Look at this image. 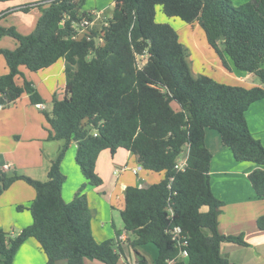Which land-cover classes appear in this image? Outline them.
Listing matches in <instances>:
<instances>
[{
    "label": "trees",
    "instance_id": "1",
    "mask_svg": "<svg viewBox=\"0 0 264 264\" xmlns=\"http://www.w3.org/2000/svg\"><path fill=\"white\" fill-rule=\"evenodd\" d=\"M44 2H48L46 7ZM85 2L43 0L21 6L23 11L36 5L42 8L29 34L0 24V37L10 36L19 43L15 49L0 48L8 66V72L0 76V108L10 106L23 93L32 103L43 102L21 66L37 72L60 58L69 64L65 68L69 96L53 95L46 110L48 139L64 140L47 179L0 169V196L19 179L36 191L29 206L32 223L16 236L0 227V264H14L29 238L39 242L48 264L62 259L67 264H85V255L107 264L119 263L121 252L114 240L98 243L93 236L85 186L71 201L63 198L66 177L61 162L72 141L77 142L75 160L90 185L103 184L95 167L105 149L112 154L120 148L129 150L144 169L163 173L156 183L141 181L125 189L121 216L125 229L134 235L131 244L138 254L134 264H229L221 252L222 242L248 243L242 236L219 230L224 202L211 188L212 152L206 144V129L219 132L236 160L258 165L249 179L264 198V144L253 135L246 118L251 104L264 98V0L239 5L232 0H113L112 14L101 30V44L96 43L94 30L89 38L72 37L73 22L89 12L81 10ZM158 5L168 17L198 23L225 68L230 69L228 57L237 70L255 73L262 85L246 87L205 74L195 76L179 32L156 20ZM205 16H210V24ZM139 56H147L142 65ZM18 75L23 77L21 85L16 82ZM172 101L181 109H174ZM185 147L189 148L187 166L177 170L176 160ZM257 222L264 229V215ZM176 226L187 236L188 257L183 260L175 259L179 247L167 232ZM148 243L158 248L153 263L138 250Z\"/></svg>",
    "mask_w": 264,
    "mask_h": 264
},
{
    "label": "crops",
    "instance_id": "2",
    "mask_svg": "<svg viewBox=\"0 0 264 264\" xmlns=\"http://www.w3.org/2000/svg\"><path fill=\"white\" fill-rule=\"evenodd\" d=\"M40 1L43 0L0 1V24L13 26L22 34L31 33L36 28L42 8L36 5L29 11H23L21 6ZM44 3L46 4L42 6L46 7L48 2ZM18 44L13 37H0V48L15 49ZM204 46L206 45H203V48L209 53ZM209 48L213 50L210 46ZM188 52L189 64L195 76L205 74L222 83L246 87L262 85L255 73L237 70L228 57L230 69L225 68L216 53L209 57V62L205 61L209 64L211 74L205 71L196 73L189 59L191 52ZM68 65L65 58H60L51 66L37 72L25 66L20 67L25 77L33 81L43 102L32 103L29 95L23 93L10 106L0 108V169L4 172H17L40 180L47 179L51 163L63 146L64 140L48 139L50 124L46 110H42L38 105L42 103L51 107L53 95L59 99L69 96L65 74ZM7 72V62L0 54V76ZM16 82L21 85L23 77L18 75ZM177 104L171 102L174 109H181ZM246 118L253 135L264 144V98L251 104ZM206 144L212 152L209 171L211 188L224 202L219 214V230L224 235L242 236L248 243L243 245L224 241L221 244V252L228 257L229 264H264V229H260L257 222L258 218L264 215V198L257 195L249 179L250 172L258 165L250 161L236 160L231 150L223 143L219 132L214 129H206ZM76 151L77 142L72 141L61 162V170L66 177L62 187L63 198L67 202L71 201L78 189L84 185V196L89 206L91 230L95 240L98 243L108 239L114 240L115 248L121 252L118 264H134L138 259V254L131 244L134 235L125 229L121 216V211L126 206L125 189L127 186L140 185L141 181L156 183L163 178V173L144 169L137 155L129 150L120 148L112 154L109 149H105L99 153L95 167L96 172L103 178V184L90 185L75 160ZM5 165L9 167L6 169ZM137 167L140 169L135 173L133 169ZM35 196L36 191L30 184L22 179L16 180L0 196V227L16 236L24 227L30 225L33 218L29 206ZM20 205L24 207L19 209ZM203 210H207V207ZM138 250L151 263L158 257V248L153 243L141 245ZM84 261L85 264H107L89 255L84 256ZM67 263L66 259L56 262ZM14 264H48V261L39 242L29 238L18 250Z\"/></svg>",
    "mask_w": 264,
    "mask_h": 264
},
{
    "label": "rangeland",
    "instance_id": "3",
    "mask_svg": "<svg viewBox=\"0 0 264 264\" xmlns=\"http://www.w3.org/2000/svg\"><path fill=\"white\" fill-rule=\"evenodd\" d=\"M112 1L113 0H86L85 4H83V7L81 8L82 11L93 10V9L97 11H102L100 17H96V15L92 16L94 23L91 27V32L92 30L96 31L97 44H101L102 42L100 39L101 30L103 29L106 20L112 14L114 8V3ZM232 1L235 5H239L248 0H232ZM156 20L158 22L168 23L172 25L179 32L182 42L184 43V45L186 44L185 46H187L188 51L191 52L189 59L192 61L193 64L192 66L194 67V71L196 73H203V71H205L208 74H211L212 71L209 68V64H207L205 61L209 62V57L211 55L213 57L215 55L214 54L215 52L209 48L205 32L198 23H195V25H191L189 23L182 21L178 17H168L163 13L162 8L159 5L156 8ZM205 20L207 21L208 24L211 23L210 16H205ZM193 40H194V44H193ZM195 45L197 47H195ZM203 45H206L204 47H206V49L210 51L209 52L210 54L207 53V51L203 48ZM220 45L223 47L221 42ZM89 58H92V55H89ZM146 58L147 56L144 57L139 56L138 57L139 63L142 65L146 60ZM174 102L178 103L176 101H173V103ZM48 108L50 107L48 106ZM186 149L187 147H185L184 151H186Z\"/></svg>",
    "mask_w": 264,
    "mask_h": 264
},
{
    "label": "built area",
    "instance_id": "4",
    "mask_svg": "<svg viewBox=\"0 0 264 264\" xmlns=\"http://www.w3.org/2000/svg\"><path fill=\"white\" fill-rule=\"evenodd\" d=\"M102 11H89L87 15H84L80 18L79 21H74L72 24V27L75 30V33L72 35L73 38L79 39L83 37L89 38L91 35V27L94 23V20L92 18L93 15H96V17L101 16ZM64 21H62V24ZM107 20L104 24V26L107 25ZM101 41L102 38L100 37ZM42 110H48V106L46 104H39L38 105ZM94 135L97 134V131H93ZM188 157H189V148L187 147L186 151H182V153L178 156L176 163H175V168L177 170H184L185 167L187 166L188 163ZM9 165H5V168L7 169ZM138 169L140 168H134L133 171L135 173L138 172ZM173 180V178H171ZM168 211L170 212V216L173 215V210L172 208H168ZM168 233L171 234L172 239L176 241L177 246L179 247V252L178 255L175 259L178 260H183L188 257V251L186 249L187 246V236L183 234L182 229L178 226L169 228L167 230ZM123 239V238H122Z\"/></svg>",
    "mask_w": 264,
    "mask_h": 264
}]
</instances>
